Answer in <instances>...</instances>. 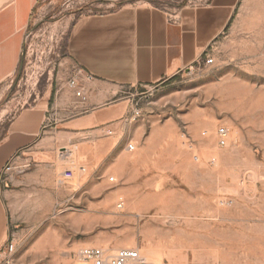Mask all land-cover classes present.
<instances>
[{"label":"rangeland","instance_id":"rangeland-1","mask_svg":"<svg viewBox=\"0 0 264 264\" xmlns=\"http://www.w3.org/2000/svg\"><path fill=\"white\" fill-rule=\"evenodd\" d=\"M213 1L40 0L17 71L0 85V140L60 71L65 25L125 5L173 14ZM227 8L204 53L211 66L202 56L190 73L123 88L106 103L123 105L109 123L55 129L50 120L8 163L5 177L38 176L37 209L28 198L17 209L14 253L0 264H88L83 248L143 250L159 264H264V0L217 10ZM79 100L70 118L85 111Z\"/></svg>","mask_w":264,"mask_h":264},{"label":"crops","instance_id":"crops-1","mask_svg":"<svg viewBox=\"0 0 264 264\" xmlns=\"http://www.w3.org/2000/svg\"><path fill=\"white\" fill-rule=\"evenodd\" d=\"M39 1L0 0V85L17 71L25 32ZM232 3L214 0L215 10L184 8L173 14L148 4L125 5L104 15L81 17L71 28L65 25L60 71L46 83L34 106L18 113L0 140V250L11 231L17 230V209L25 208L24 200H33L29 209H37L38 176L5 177L3 170L17 153L38 142L45 123L53 120L55 129L109 123L123 105L106 103L123 88L157 85L195 65L215 38L213 22L227 20L231 14L228 8L224 15L217 9ZM78 71L92 79L78 76L86 106L70 118L71 110L82 108L68 85ZM53 107L55 113L50 114Z\"/></svg>","mask_w":264,"mask_h":264},{"label":"built area","instance_id":"built-area-1","mask_svg":"<svg viewBox=\"0 0 264 264\" xmlns=\"http://www.w3.org/2000/svg\"><path fill=\"white\" fill-rule=\"evenodd\" d=\"M203 65L205 67L211 66L213 64L212 58L204 54L203 55ZM199 59L195 65L189 67L187 69L188 73L192 72V70L200 64ZM82 71H78L76 76L69 80V87L74 89V94L77 98L84 100V88L78 83V76H83ZM85 79H88L84 75ZM90 79V78H89ZM110 134V133H108ZM227 138V132L225 130L219 131V145H225V141ZM129 150H133L132 146H129ZM7 170V167L4 168L3 172ZM71 176L70 172L66 171L63 173L64 178H69ZM14 253V243L12 239H9L5 246L0 250V262L9 259ZM77 257L81 261L89 264H147L144 259L141 258L138 250L135 249H127L122 248L116 250L114 253H106L102 249L99 248H83L77 252Z\"/></svg>","mask_w":264,"mask_h":264},{"label":"bare ground","instance_id":"bare-ground-1","mask_svg":"<svg viewBox=\"0 0 264 264\" xmlns=\"http://www.w3.org/2000/svg\"><path fill=\"white\" fill-rule=\"evenodd\" d=\"M105 251L106 253H108V251H106L105 249L103 250ZM139 254L141 256L142 259H144L146 261L147 264H159V260H158V257L155 255V254H147L145 253L143 250L142 251H139ZM80 260V259H79ZM150 260V261H149ZM81 261V260H80ZM83 262V261H82ZM89 264V263H88Z\"/></svg>","mask_w":264,"mask_h":264}]
</instances>
